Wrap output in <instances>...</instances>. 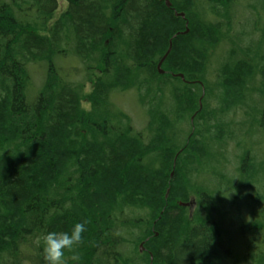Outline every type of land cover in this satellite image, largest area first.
<instances>
[{"label": "trees", "instance_id": "1", "mask_svg": "<svg viewBox=\"0 0 264 264\" xmlns=\"http://www.w3.org/2000/svg\"><path fill=\"white\" fill-rule=\"evenodd\" d=\"M64 1L53 22L58 0H0V264H46L43 234L80 221V264H264L263 225L236 253L204 179L264 89V0Z\"/></svg>", "mask_w": 264, "mask_h": 264}, {"label": "rangeland", "instance_id": "2", "mask_svg": "<svg viewBox=\"0 0 264 264\" xmlns=\"http://www.w3.org/2000/svg\"><path fill=\"white\" fill-rule=\"evenodd\" d=\"M242 2L247 6L248 0H242ZM260 7L262 8V6ZM66 9L67 3L64 0H58V10L54 14L53 22L65 12ZM260 13H262V10ZM243 14L246 16L249 15L248 8L244 9ZM261 15H263V13ZM235 22L236 21H234V24ZM40 78L41 77H39V79ZM39 79L36 78V82L40 84L42 79ZM90 89V87L87 88V96ZM255 89L258 93L256 92L254 95L250 94L246 98V106L236 114L232 113L228 119L231 121L230 124L232 125L233 140H229L228 146L224 148L222 152L224 157L222 161L225 162L222 166L223 169H221L223 172L218 171V176H215L213 172H209L206 178H204L206 185L211 186L207 187L210 189L212 187L220 188L222 189L221 191L225 192V194L223 193L222 195L223 199H220V208L216 209L213 213L217 217L220 214V217L223 218L224 223L222 224L227 233H229L227 239L230 240V246L239 255L243 254L246 247L243 242L244 235H246L245 228L250 225L256 226V223H259V225L256 226L257 228L260 227V224L264 227V129L259 126V123H262V116L260 114L264 109V89L260 82H256ZM120 105L131 111L143 112L137 100L131 102L128 96L121 98ZM217 105L218 104H215V106ZM82 106L84 112L90 110V104L87 99L83 102ZM124 111L130 115L136 128L141 129L142 126L140 124L145 123L144 118L126 109H124ZM242 149L244 151L241 153ZM246 150H249L253 155L251 159H248L251 167L248 168L249 165L245 167L247 168V172H249V178H247V176H239L238 174V160L240 159V155L242 157ZM253 173L255 177L252 176ZM228 188L235 192H229ZM210 193L215 195L216 200L219 202L217 193ZM193 198L196 200L195 197ZM209 200H212V197L209 196ZM201 203V208L204 211V204L209 207V209H214L209 206L210 202H206L203 198L201 199ZM198 208L199 204L196 200V205L192 208V213ZM205 213L206 212L203 214Z\"/></svg>", "mask_w": 264, "mask_h": 264}, {"label": "clouds", "instance_id": "3", "mask_svg": "<svg viewBox=\"0 0 264 264\" xmlns=\"http://www.w3.org/2000/svg\"><path fill=\"white\" fill-rule=\"evenodd\" d=\"M87 231V222L80 221L72 225L70 231H50L42 236V253L46 264H66L65 252H71L73 264H80L81 257L74 251L82 243L83 234Z\"/></svg>", "mask_w": 264, "mask_h": 264}, {"label": "water", "instance_id": "4", "mask_svg": "<svg viewBox=\"0 0 264 264\" xmlns=\"http://www.w3.org/2000/svg\"><path fill=\"white\" fill-rule=\"evenodd\" d=\"M166 5L168 7H171V3L169 0H166ZM176 16H180L182 18H185V14L184 13H176ZM185 34L188 33V29L184 32ZM172 49V43L170 44L169 50L168 52L165 54V56L162 58V60L160 61L159 65H158V69H159V73L160 74H164L165 72L161 69L162 68V64L164 63L165 59L167 58L168 54L170 53ZM181 78H183V75H179ZM202 108V107H201ZM181 206L184 207H193L194 206V202H190V203H180ZM145 250L144 246L141 245V252H143ZM151 261H153V256L151 255ZM150 264H153L152 262Z\"/></svg>", "mask_w": 264, "mask_h": 264}, {"label": "flooded vegetation", "instance_id": "5", "mask_svg": "<svg viewBox=\"0 0 264 264\" xmlns=\"http://www.w3.org/2000/svg\"><path fill=\"white\" fill-rule=\"evenodd\" d=\"M191 200H193V201H194V199H191ZM191 200H190V201H191Z\"/></svg>", "mask_w": 264, "mask_h": 264}, {"label": "bare ground", "instance_id": "6", "mask_svg": "<svg viewBox=\"0 0 264 264\" xmlns=\"http://www.w3.org/2000/svg\"><path fill=\"white\" fill-rule=\"evenodd\" d=\"M170 47V46H169ZM201 107V106H200ZM193 120V119H192ZM151 259V258H150Z\"/></svg>", "mask_w": 264, "mask_h": 264}]
</instances>
